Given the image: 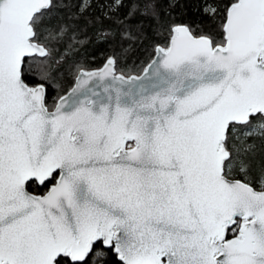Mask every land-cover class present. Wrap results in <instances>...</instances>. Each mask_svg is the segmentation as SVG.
I'll list each match as a JSON object with an SVG mask.
<instances>
[{"label":"snow or ice","instance_id":"obj_1","mask_svg":"<svg viewBox=\"0 0 264 264\" xmlns=\"http://www.w3.org/2000/svg\"><path fill=\"white\" fill-rule=\"evenodd\" d=\"M0 264H264V0H0Z\"/></svg>","mask_w":264,"mask_h":264},{"label":"trees","instance_id":"obj_2","mask_svg":"<svg viewBox=\"0 0 264 264\" xmlns=\"http://www.w3.org/2000/svg\"><path fill=\"white\" fill-rule=\"evenodd\" d=\"M93 13H97L98 9H93ZM90 32L93 30L90 29ZM147 45H138L134 50H130L127 54H121L118 45L113 43H98L95 39L87 44L86 48L81 50V54L75 59L79 61L82 69H92L100 67L106 59L113 54L117 55L116 70L118 73L132 75L140 74L150 60V49L146 50ZM60 87L56 95H64L72 88L75 83L74 77L65 75L60 81Z\"/></svg>","mask_w":264,"mask_h":264},{"label":"water","instance_id":"obj_3","mask_svg":"<svg viewBox=\"0 0 264 264\" xmlns=\"http://www.w3.org/2000/svg\"><path fill=\"white\" fill-rule=\"evenodd\" d=\"M105 62H106V61H105ZM105 62H104V64H103L102 66H100V67L92 68V69H89V70H87V69H83V70H85V71H97V70H100V69H102V68L105 66ZM146 66H147V65H146ZM144 69H145V68H144ZM115 74H116L117 76L123 75L126 79H127V78H130V77H142L143 74H144V70H143L140 74L135 73V74H132V75H129V76H128V75L123 74V73H118L117 70H116V68H115ZM108 79H111V78L109 77ZM98 82H99V86H100V87H103V86L107 83V80H100L98 77H93L91 80L88 81V85H87V87H92L93 85H96ZM73 86H74V84H73ZM73 86H72V87H73ZM70 90H71V88L67 91V93H68ZM67 93H65V94H67ZM65 94H64V95H65Z\"/></svg>","mask_w":264,"mask_h":264}]
</instances>
